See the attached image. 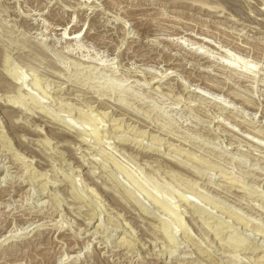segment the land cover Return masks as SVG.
<instances>
[{"label": "rangeland", "instance_id": "1", "mask_svg": "<svg viewBox=\"0 0 264 264\" xmlns=\"http://www.w3.org/2000/svg\"><path fill=\"white\" fill-rule=\"evenodd\" d=\"M0 264H264V0H0Z\"/></svg>", "mask_w": 264, "mask_h": 264}, {"label": "bare ground", "instance_id": "2", "mask_svg": "<svg viewBox=\"0 0 264 264\" xmlns=\"http://www.w3.org/2000/svg\"><path fill=\"white\" fill-rule=\"evenodd\" d=\"M230 3V2H229ZM232 5H233V3H232ZM77 33V32H76Z\"/></svg>", "mask_w": 264, "mask_h": 264}]
</instances>
